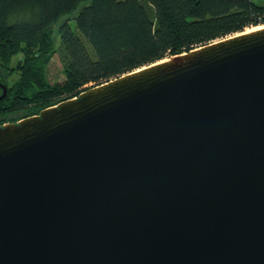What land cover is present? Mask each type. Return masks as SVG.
Wrapping results in <instances>:
<instances>
[{
    "label": "water",
    "instance_id": "water-1",
    "mask_svg": "<svg viewBox=\"0 0 264 264\" xmlns=\"http://www.w3.org/2000/svg\"><path fill=\"white\" fill-rule=\"evenodd\" d=\"M0 264H264V27L0 125Z\"/></svg>",
    "mask_w": 264,
    "mask_h": 264
},
{
    "label": "trees",
    "instance_id": "trees-1",
    "mask_svg": "<svg viewBox=\"0 0 264 264\" xmlns=\"http://www.w3.org/2000/svg\"><path fill=\"white\" fill-rule=\"evenodd\" d=\"M260 25L264 0H0V125ZM55 56L64 80L52 83Z\"/></svg>",
    "mask_w": 264,
    "mask_h": 264
},
{
    "label": "rangeland",
    "instance_id": "rangeland-1",
    "mask_svg": "<svg viewBox=\"0 0 264 264\" xmlns=\"http://www.w3.org/2000/svg\"><path fill=\"white\" fill-rule=\"evenodd\" d=\"M63 19H71V17H64ZM57 27H55L56 29ZM249 29V28H247ZM246 29V30H247ZM251 29V28H250ZM20 59V57L16 56L14 57V64ZM16 77V76H14ZM48 77H49V80L54 83V82H61L64 80V75L62 73V66H61V62L58 58V56H55L49 66V73H48ZM13 77H9V80H12ZM6 96V95H5ZM17 115H14V114H11L8 116V119H12V118H15ZM10 122V121H9Z\"/></svg>",
    "mask_w": 264,
    "mask_h": 264
},
{
    "label": "bare ground",
    "instance_id": "bare-ground-1",
    "mask_svg": "<svg viewBox=\"0 0 264 264\" xmlns=\"http://www.w3.org/2000/svg\"><path fill=\"white\" fill-rule=\"evenodd\" d=\"M261 27H264V25H260V26H256V27H253L251 29H247L246 31L244 32H249V31H253V30H256V29H260ZM243 33V32H242ZM238 34V33H237Z\"/></svg>",
    "mask_w": 264,
    "mask_h": 264
},
{
    "label": "flooded vegetation",
    "instance_id": "flooded-vegetation-1",
    "mask_svg": "<svg viewBox=\"0 0 264 264\" xmlns=\"http://www.w3.org/2000/svg\"><path fill=\"white\" fill-rule=\"evenodd\" d=\"M0 75H2V74H0ZM1 89V88H0Z\"/></svg>",
    "mask_w": 264,
    "mask_h": 264
}]
</instances>
